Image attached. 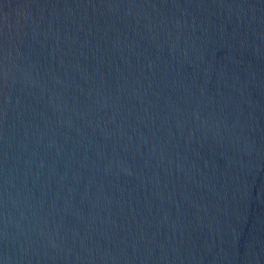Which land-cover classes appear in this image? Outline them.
I'll use <instances>...</instances> for the list:
<instances>
[{"label": "water", "instance_id": "95a60500", "mask_svg": "<svg viewBox=\"0 0 264 264\" xmlns=\"http://www.w3.org/2000/svg\"><path fill=\"white\" fill-rule=\"evenodd\" d=\"M0 264H264V0H0Z\"/></svg>", "mask_w": 264, "mask_h": 264}]
</instances>
